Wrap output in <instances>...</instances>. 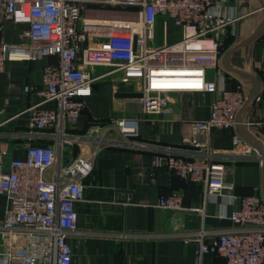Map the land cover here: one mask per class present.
<instances>
[{
	"label": "built area",
	"instance_id": "1",
	"mask_svg": "<svg viewBox=\"0 0 264 264\" xmlns=\"http://www.w3.org/2000/svg\"><path fill=\"white\" fill-rule=\"evenodd\" d=\"M0 19L2 32L6 25H26L28 39L18 46L0 38V76L10 61H55L45 66L41 85L26 87L35 100L27 109L28 127L14 134L31 143L26 158L6 165V153L0 151V195L7 203L0 224V264H79L70 243L78 233L76 206L84 200V180L94 171L95 156L113 144L154 152L153 174L165 171L201 185L205 206L225 197L239 202L229 217L236 229L211 241L204 232L185 238L197 245L196 264L207 254L223 257L227 264H264L260 189L250 196L235 195L234 185L225 179V158L198 140L218 129L233 132L235 145L245 143L237 128L248 98L242 86L226 88L220 64L224 39L240 17L223 14L216 0H0ZM98 68L107 70L96 74ZM115 74L143 95L138 100L147 115L167 111L173 93H221L210 117L192 123L188 144L200 149L189 153L141 143L135 118L114 119L84 134L73 132L70 127L79 123L95 84ZM181 82L185 85L177 84ZM245 126L264 130V119ZM85 143L95 144L87 152ZM76 147L79 152L73 156ZM254 150L249 146L236 157L254 159ZM183 200L176 191L162 197L157 207L205 212V207H185ZM131 202L128 197L125 203Z\"/></svg>",
	"mask_w": 264,
	"mask_h": 264
},
{
	"label": "crops",
	"instance_id": "2",
	"mask_svg": "<svg viewBox=\"0 0 264 264\" xmlns=\"http://www.w3.org/2000/svg\"><path fill=\"white\" fill-rule=\"evenodd\" d=\"M216 1L223 14L240 17L232 27V33L225 37L222 48L220 64L225 72L226 88L236 90L239 86L243 87L248 98L240 112L244 124L262 121L264 32L253 41L241 45L262 25L264 0ZM1 27L0 19V38L6 42L18 46L27 43L28 39L24 36L26 25H6L3 32ZM228 53L230 65L240 73L225 67L223 60ZM52 62H55L54 59L48 57L10 61L0 76V151L6 153V165L11 159H25L27 156L26 150L31 143L14 136L28 127L27 109L35 100L26 92V87L41 85L44 68ZM106 70L98 68L95 73ZM210 75L212 80H216L213 72ZM251 75L259 83V92L252 99L255 83ZM135 88L120 83L118 74L100 80L95 84L92 95L86 99L87 107L79 123L70 127L71 130L84 134L91 128L101 130L103 125L114 119L135 118L139 120L138 140L141 143L181 148L189 153L200 149L188 144L192 136V123L210 117L221 93H173L167 111L147 115L142 113L137 98L116 96L119 92H136ZM251 130L264 141V130ZM198 140L201 144L209 143L225 158L228 163L225 179L234 185L235 195H254L257 194L256 188L262 194L263 169L259 153L252 151L254 159L250 160L236 157L245 154L250 146L244 139V145L237 146L233 132L213 129ZM32 143L44 144L39 141ZM94 144L85 143V150L89 152ZM77 149L73 156L78 154L79 147ZM153 156L152 151L117 144L107 145L97 153L94 171L84 180L87 186L84 200L76 206L78 233L70 239L75 263L196 264L197 245L186 243L185 238L204 232L206 240L211 241L219 234L237 228L229 217L239 208V202L232 203L225 197L212 200L205 206L201 185L188 182L189 186L182 188L176 184L177 177L165 171L153 174ZM67 157L71 158V154ZM176 191L183 195L185 207H205V212L172 211L157 207L162 197ZM128 197L132 198V202L127 204ZM6 204L5 196L0 195V224L5 218ZM202 264H227V261L223 257L207 254Z\"/></svg>",
	"mask_w": 264,
	"mask_h": 264
},
{
	"label": "water",
	"instance_id": "3",
	"mask_svg": "<svg viewBox=\"0 0 264 264\" xmlns=\"http://www.w3.org/2000/svg\"><path fill=\"white\" fill-rule=\"evenodd\" d=\"M262 9L264 11V5L262 6ZM264 32V21L262 23V25L259 27L258 31L252 36L250 37L247 41H245L241 46L253 41L254 39L258 38L262 33ZM230 53H228L225 57H224V65L227 69L235 71L240 73L241 71H238L236 69H234L228 60V56ZM252 79L254 80L255 83V87H254V91L253 94L251 96V99L259 92V83L258 80L253 77L251 75ZM117 97H121V98H141L143 95L141 93L138 92H119L116 94ZM238 133L240 134V136L250 145L252 146L254 149L257 150V152L260 155V159L262 160V169H263V188H262V195L264 198V141H262L260 138H258L256 135H254L253 133H251L247 127L245 126V124L242 122L241 120V113L239 115V124H238ZM176 184L178 187H188L189 183L180 179V178H176Z\"/></svg>",
	"mask_w": 264,
	"mask_h": 264
},
{
	"label": "rangeland",
	"instance_id": "4",
	"mask_svg": "<svg viewBox=\"0 0 264 264\" xmlns=\"http://www.w3.org/2000/svg\"><path fill=\"white\" fill-rule=\"evenodd\" d=\"M173 36H174V34L172 33L171 37H173ZM161 37H162V36H160V38H161ZM161 43H162V42H158L157 44H161ZM211 77H212V76H211ZM106 135H107V136H112V135H111V132L106 133ZM74 150H75V152H76L77 148H75Z\"/></svg>",
	"mask_w": 264,
	"mask_h": 264
},
{
	"label": "bare ground",
	"instance_id": "5",
	"mask_svg": "<svg viewBox=\"0 0 264 264\" xmlns=\"http://www.w3.org/2000/svg\"><path fill=\"white\" fill-rule=\"evenodd\" d=\"M98 30H99V31H101L102 33H103V31H104L102 28H100V29H98ZM177 84L185 85V83H184V82L177 83ZM177 84H176V85H177Z\"/></svg>",
	"mask_w": 264,
	"mask_h": 264
},
{
	"label": "trees",
	"instance_id": "6",
	"mask_svg": "<svg viewBox=\"0 0 264 264\" xmlns=\"http://www.w3.org/2000/svg\"><path fill=\"white\" fill-rule=\"evenodd\" d=\"M84 133V132H83Z\"/></svg>",
	"mask_w": 264,
	"mask_h": 264
}]
</instances>
